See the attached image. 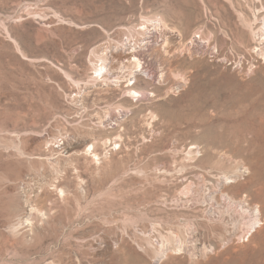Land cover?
Instances as JSON below:
<instances>
[{"label": "rangeland", "instance_id": "rangeland-1", "mask_svg": "<svg viewBox=\"0 0 264 264\" xmlns=\"http://www.w3.org/2000/svg\"><path fill=\"white\" fill-rule=\"evenodd\" d=\"M259 27L264 0H0V264H264ZM136 33V78H98Z\"/></svg>", "mask_w": 264, "mask_h": 264}, {"label": "bare ground", "instance_id": "bare-ground-1", "mask_svg": "<svg viewBox=\"0 0 264 264\" xmlns=\"http://www.w3.org/2000/svg\"><path fill=\"white\" fill-rule=\"evenodd\" d=\"M142 18H143V22L140 21L141 23H139L142 27L144 25H146V23H148V22L153 23L152 26H154V24H156V22H158L159 25L156 24V26L157 25L160 26L158 28H166L167 27L163 18L158 17V15H154L152 17L151 16H148V17L144 16ZM149 25H150V23H149ZM142 27L141 28L138 27L139 30L142 29ZM145 27L148 28V25H146ZM145 27H143V28H145ZM131 28L134 29V27H131ZM146 28H145V30H146ZM129 30H130V28H129ZM135 30H136V28H135ZM139 30H138V33L141 36L144 35L145 31L143 29L140 31ZM137 36H138L137 37L138 39L133 38L135 40H133L132 44L130 41L126 43L123 39H121L119 41H115L116 44L113 47L110 46L111 43H109V42L106 45H102V48L100 49V51H102L101 53L97 50L93 51L94 61L91 62V66H92L93 72L97 74L98 78H100L102 81H106L108 79L107 74L110 70L120 69V72L115 73V75L117 74L116 79L122 80L125 78V76L121 74V71H123L124 68L127 69V70H125V71H127V74H125V75H133V77L136 78V74H133V73H135L137 71V68H140L139 70L143 69L141 59L139 58L140 56H138L139 54H137V53L139 50L142 49V46H147V42H148L147 41V42H145L144 45H141L139 35L137 34ZM257 37H258V40H260L261 37H264V29H262L261 27H259ZM130 38H131V36H130ZM140 38H142V37H140ZM128 40H130V39H128ZM119 49H122V50H120V52H119ZM115 52H118V53L115 54ZM125 56L127 57L126 58L127 64L122 63V60L125 58ZM145 72L147 75H149V72L146 69H145ZM125 82H129V79H125ZM124 87H125L124 92L128 93V96L131 98H133L134 94L141 93L140 89L134 87L133 85L130 86L129 84H127ZM86 147H87V145H86ZM91 148H92V145H91ZM87 151H89V150H87ZM90 154H93V156L98 157L97 154L93 151V149L90 151ZM256 209H257V214L255 213V216L258 217L257 219L259 221V220H261V217H259L260 216V210L258 207Z\"/></svg>", "mask_w": 264, "mask_h": 264}]
</instances>
